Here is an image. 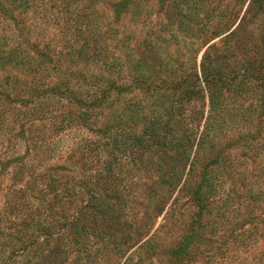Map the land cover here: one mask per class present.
Returning <instances> with one entry per match:
<instances>
[{
  "label": "rangeland",
  "instance_id": "1",
  "mask_svg": "<svg viewBox=\"0 0 264 264\" xmlns=\"http://www.w3.org/2000/svg\"><path fill=\"white\" fill-rule=\"evenodd\" d=\"M0 264H264V0H0Z\"/></svg>",
  "mask_w": 264,
  "mask_h": 264
},
{
  "label": "trees",
  "instance_id": "2",
  "mask_svg": "<svg viewBox=\"0 0 264 264\" xmlns=\"http://www.w3.org/2000/svg\"><path fill=\"white\" fill-rule=\"evenodd\" d=\"M188 241H189V238H188V237L185 238V240H184L183 243H182V246L184 247V246L188 243Z\"/></svg>",
  "mask_w": 264,
  "mask_h": 264
}]
</instances>
